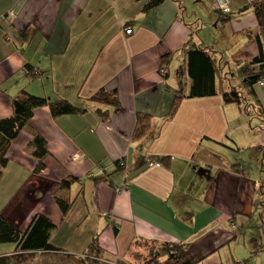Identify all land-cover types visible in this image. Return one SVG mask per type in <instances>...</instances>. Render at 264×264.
I'll return each mask as SVG.
<instances>
[{
  "label": "crops",
  "instance_id": "1",
  "mask_svg": "<svg viewBox=\"0 0 264 264\" xmlns=\"http://www.w3.org/2000/svg\"><path fill=\"white\" fill-rule=\"evenodd\" d=\"M150 1L0 0V120L23 91L80 110L57 118L49 107L35 111L8 151L0 214L21 234L37 214L57 226L51 244L61 252L42 254L48 264H87L95 238L106 264L130 260L139 242L188 244L197 264H264L261 252L247 263L238 250L263 239L242 233L254 217L264 234V88L251 94L244 86V69L259 54L252 35L264 34L255 13L264 0H228V21L215 0H165L146 10ZM191 45L218 65L223 90L213 97L188 98ZM234 88L241 105L223 98ZM101 89L116 92L119 106L92 101ZM140 117L147 127L138 135ZM34 133L49 151L40 172ZM247 150L254 168L238 156ZM71 177L83 187L72 185L63 216L54 196ZM239 234L250 239L238 243Z\"/></svg>",
  "mask_w": 264,
  "mask_h": 264
},
{
  "label": "trees",
  "instance_id": "2",
  "mask_svg": "<svg viewBox=\"0 0 264 264\" xmlns=\"http://www.w3.org/2000/svg\"><path fill=\"white\" fill-rule=\"evenodd\" d=\"M165 0H151L146 6V10L161 5ZM255 13L258 17L260 25H263L264 4L255 7ZM225 20L231 19V13L225 15ZM223 18V19H224ZM132 29V28H130ZM127 30V29H126ZM133 32V31H132ZM259 46V54L245 67V87L254 93V87L264 79V34L252 35ZM186 53V72L191 80V87L188 98H206L213 97L223 90L218 83L219 68L213 56L201 47L191 45ZM261 88V87H260ZM223 98L227 103H238L241 105V96L238 91L231 89L230 92L223 93ZM92 101L103 103L109 106L118 107L119 101L116 92H109L101 89ZM49 107L54 118L73 115L80 113V110L66 100L51 101L48 98L31 95L26 91L17 96L13 101L14 113L11 117L0 120V178L8 165V151L13 141L18 137L22 130L28 127L37 109ZM147 127L145 117H140L138 121L137 134L140 135ZM33 156L38 160L35 168L36 172L43 171L45 159L49 154L47 143L43 137L34 133L30 143ZM118 164L123 165V162ZM264 166V165H263ZM79 184L83 187V183L76 178H68L63 180L61 189L56 192L54 199L63 216L67 215L71 210L74 201L70 196L72 185ZM264 190L260 196L258 207L263 206ZM259 212L262 210L259 208ZM261 214V213H260ZM57 230V226L44 215L37 214L31 220L27 230L21 232L8 220L0 214V245L14 244L15 251L11 256H0V264H14V262H26V257L33 253L50 254L59 253L61 250L51 244V237ZM264 233V231H263ZM136 245L139 250L147 249L149 260L146 264H197L200 261L190 257L188 253V244H158L156 242H139ZM251 254L257 255L264 252V238H253L251 241ZM158 249V250H156ZM87 256L83 262L87 264H104L103 251L100 248L98 239L95 238L87 250ZM141 253H135V256ZM22 258V259H21ZM24 258V259H23ZM94 260V261H90ZM24 264V263H18ZM114 264H117L114 263Z\"/></svg>",
  "mask_w": 264,
  "mask_h": 264
},
{
  "label": "rangeland",
  "instance_id": "3",
  "mask_svg": "<svg viewBox=\"0 0 264 264\" xmlns=\"http://www.w3.org/2000/svg\"><path fill=\"white\" fill-rule=\"evenodd\" d=\"M194 6H195V4H193V3L190 4L188 6L189 10H191ZM206 34H207V32H206ZM260 124H261L260 118L259 119H256V117H255V119L252 120L253 129H254L255 126L260 127ZM258 131L261 133L262 136H264V131H262L260 129H258ZM250 134H254L255 135L254 132L253 133H250L249 131H246V132L243 133V136L244 137H248ZM257 135H258L257 138H259L260 134L257 133ZM252 153L255 154V151H252V150L242 151L240 154H238V156L241 157V159L244 162V164L249 165L252 168H254L255 167V163L252 162V160H250V158H249L250 154H252ZM260 175H261V173H260ZM9 213L11 214L12 211L9 210ZM260 213H261L260 215H262V219H264V209ZM11 217L14 219L13 221H14L15 225L18 228L25 229V224H24L23 221L18 220L14 216H11ZM254 219L255 220H257V219L259 220L260 218L256 216L252 220H250L251 222H249V224L246 225L245 229L242 228L243 229L242 230V233L243 234L244 233L245 234H251V232H256L259 236H261V237L264 238V234H259L258 233V226L256 227L257 223L254 222ZM239 235L241 237L239 238L238 243L239 242H243V241L248 242V240L250 239V236L242 237L241 234H239ZM250 243H251V241H250ZM0 248H9L10 249L9 251H14L15 245L14 244H2V245H0ZM137 249L138 248H136V250ZM156 250H158V249H156ZM238 250L242 253V255H244L246 257L245 259H247V263L252 259L251 257H253V255L251 254L252 253L251 252V248H248L247 249V248L243 247V248H238ZM138 252L141 253V254H138L137 256H135V254H134V256H132L130 260H126L123 263H122V261L121 262L118 261L117 264H146L147 261L149 260V254H148L147 249H144V251H138ZM3 253H8V252H3ZM261 254L263 255L264 252H261ZM90 261L92 262L94 260H90ZM18 263H24V264H48V260L46 259V257H43L42 254L40 256H38L36 254H31V255H29V256L26 257V262L23 261V260H22V262H14V264H18ZM49 263H51V262L49 261ZM104 264H106V263H104Z\"/></svg>",
  "mask_w": 264,
  "mask_h": 264
},
{
  "label": "built area",
  "instance_id": "4",
  "mask_svg": "<svg viewBox=\"0 0 264 264\" xmlns=\"http://www.w3.org/2000/svg\"><path fill=\"white\" fill-rule=\"evenodd\" d=\"M214 7L217 11L221 12L223 15H227L230 12L229 2L228 0H215ZM126 34L131 35L132 29H127ZM164 73V71H162ZM259 87L264 88V79L259 82ZM149 167L160 168L161 163L158 161H148Z\"/></svg>",
  "mask_w": 264,
  "mask_h": 264
}]
</instances>
